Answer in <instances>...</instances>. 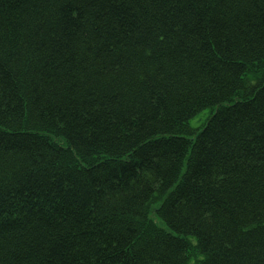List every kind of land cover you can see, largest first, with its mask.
I'll list each match as a JSON object with an SVG mask.
<instances>
[{"label":"trees","instance_id":"1","mask_svg":"<svg viewBox=\"0 0 264 264\" xmlns=\"http://www.w3.org/2000/svg\"><path fill=\"white\" fill-rule=\"evenodd\" d=\"M0 264H264V0H0Z\"/></svg>","mask_w":264,"mask_h":264},{"label":"rangeland","instance_id":"2","mask_svg":"<svg viewBox=\"0 0 264 264\" xmlns=\"http://www.w3.org/2000/svg\"><path fill=\"white\" fill-rule=\"evenodd\" d=\"M208 118V110H205L201 113H199L197 116H195L193 119H191L189 121V125L192 127V128H200L205 120Z\"/></svg>","mask_w":264,"mask_h":264}]
</instances>
